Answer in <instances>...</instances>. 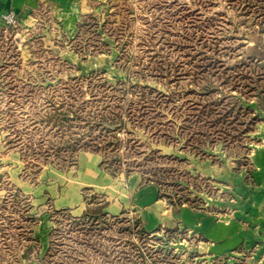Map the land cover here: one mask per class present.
I'll return each instance as SVG.
<instances>
[{"label":"rangeland","instance_id":"obj_1","mask_svg":"<svg viewBox=\"0 0 264 264\" xmlns=\"http://www.w3.org/2000/svg\"><path fill=\"white\" fill-rule=\"evenodd\" d=\"M80 1L0 18V264H264V0Z\"/></svg>","mask_w":264,"mask_h":264},{"label":"crops","instance_id":"obj_2","mask_svg":"<svg viewBox=\"0 0 264 264\" xmlns=\"http://www.w3.org/2000/svg\"><path fill=\"white\" fill-rule=\"evenodd\" d=\"M43 0H0V18L5 14L9 13L10 11H14L17 15L26 22L32 23L35 22L33 17L34 13H38L37 8L41 5ZM51 2L53 7L56 9L57 7L64 6L68 8L67 13H80L81 6L79 5L80 0H44ZM77 3V4H75ZM83 6V5H82ZM63 9V8H61ZM58 13V11H57ZM62 13V12H59ZM141 183V178L137 176L133 179L134 187H138ZM141 196L147 197L150 202L152 203L155 198V189L152 186H148L145 189L140 191ZM143 204V203H141ZM185 216L187 217L186 221L184 222L185 226L188 228L194 229V231L198 232L203 237H212L215 240L216 244L218 245L221 238L218 237V223H215L214 220H208L197 217V215L193 214L191 210H185ZM189 216V219H188ZM231 242V241H230ZM229 243L225 244V247H228ZM233 244H231L232 246ZM230 246V247H231Z\"/></svg>","mask_w":264,"mask_h":264},{"label":"built area","instance_id":"obj_3","mask_svg":"<svg viewBox=\"0 0 264 264\" xmlns=\"http://www.w3.org/2000/svg\"><path fill=\"white\" fill-rule=\"evenodd\" d=\"M5 18L7 19L9 24H15L16 23V19H15L14 14H8L7 16H5Z\"/></svg>","mask_w":264,"mask_h":264}]
</instances>
